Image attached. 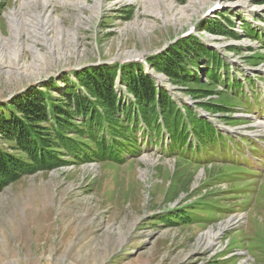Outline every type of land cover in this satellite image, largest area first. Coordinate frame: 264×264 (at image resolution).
<instances>
[{
	"label": "rangeland",
	"instance_id": "374dc122",
	"mask_svg": "<svg viewBox=\"0 0 264 264\" xmlns=\"http://www.w3.org/2000/svg\"><path fill=\"white\" fill-rule=\"evenodd\" d=\"M186 37L224 61L216 65L217 93L191 89L213 66L204 58L191 68L200 77L193 85L149 62ZM117 63L142 65L178 108L215 118L222 136H207L202 146L190 133L178 159L163 150L165 130L157 137L140 122L138 151L120 164L74 162L65 152L55 165L20 174L0 186V264H264V174L225 165L251 160L264 172V160L247 148L252 137L264 138L248 125L264 121V0H0V102L32 84L45 91L42 83L54 80L64 88L63 75L69 85L74 71ZM121 72L114 88L127 103L133 96ZM73 121L79 128L70 135L82 137V123ZM208 229L211 248L201 237Z\"/></svg>",
	"mask_w": 264,
	"mask_h": 264
},
{
	"label": "trees",
	"instance_id": "16d2710c",
	"mask_svg": "<svg viewBox=\"0 0 264 264\" xmlns=\"http://www.w3.org/2000/svg\"><path fill=\"white\" fill-rule=\"evenodd\" d=\"M212 23L225 32L223 25ZM213 25L209 29L214 30ZM201 58L208 61L206 67L209 63L213 65L206 70L205 79L191 69ZM149 62L155 71L177 83L193 85L194 78L199 77V88L191 89L204 91V96L217 93L214 90L219 78L216 65H224L218 52L209 50L196 37L176 41ZM118 69L122 70L120 80L125 91L133 96V101L124 103L114 88ZM73 74L74 80L69 85L68 75L62 76L66 82L64 88L55 85L54 80L42 83L44 90L56 88L59 91L55 97L32 84L0 102V186L34 167L55 165L65 152L74 162L85 158L120 164L126 154L133 155L138 151L135 132L140 122L148 132L153 134L155 131L157 137L165 130L170 135L167 147L178 159L187 150L190 133L204 146L205 138L218 132L208 120L198 117L191 107L178 108L169 93L157 87L138 63L91 66ZM200 106L209 108L205 104ZM210 106L229 110L221 104ZM75 117L82 123V137L88 142L85 138L70 135L72 128H79L74 124ZM218 133L222 136L221 132ZM163 150L167 149L163 147ZM225 165L244 170L241 165Z\"/></svg>",
	"mask_w": 264,
	"mask_h": 264
},
{
	"label": "bare ground",
	"instance_id": "6f19581e",
	"mask_svg": "<svg viewBox=\"0 0 264 264\" xmlns=\"http://www.w3.org/2000/svg\"><path fill=\"white\" fill-rule=\"evenodd\" d=\"M100 2V1H99ZM96 3H97V1H96ZM83 4V3H82ZM99 4V3H98ZM95 5H97V4H95ZM94 9V6H93V8H92V10ZM95 9H97V8H95ZM175 15V14H174ZM54 19V18H53ZM57 20V23H58V18H56ZM46 20V19H45ZM50 20H52V19H50ZM46 21H48V20H46ZM53 22H55L54 20H52ZM61 22V21H60ZM12 24V23H11ZM60 27V26H59ZM61 28V27H60ZM63 28V27H62ZM41 32H42V30H41ZM43 34H46V37H47V33L46 32H43ZM255 122H253V124H254ZM262 123H263V121H261V120H257V122H256V124H258V125H256V124H254L255 126H256V128L258 129H262V130H264V125L262 126ZM231 219H229V221H230ZM228 221V222H229ZM227 224H225L224 225V227L226 226ZM227 227H228V225H227ZM225 229V228H224ZM221 230L219 229V232H220ZM215 234V233H214ZM214 234H212V229H208V230H206L204 233H202L201 234V237H202V239H206V241H205V244L204 245H207V247L208 248H211L212 246L211 245H213L212 243L214 242V239H213V235ZM216 235H217V232H216Z\"/></svg>",
	"mask_w": 264,
	"mask_h": 264
},
{
	"label": "water",
	"instance_id": "95a60500",
	"mask_svg": "<svg viewBox=\"0 0 264 264\" xmlns=\"http://www.w3.org/2000/svg\"><path fill=\"white\" fill-rule=\"evenodd\" d=\"M156 81L159 83L160 82V79H159V77L157 76L156 77Z\"/></svg>",
	"mask_w": 264,
	"mask_h": 264
}]
</instances>
